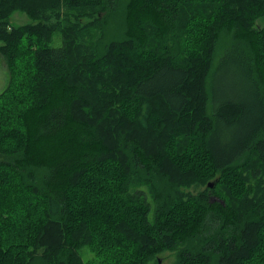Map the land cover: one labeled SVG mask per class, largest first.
<instances>
[{
    "label": "trees",
    "instance_id": "16d2710c",
    "mask_svg": "<svg viewBox=\"0 0 264 264\" xmlns=\"http://www.w3.org/2000/svg\"><path fill=\"white\" fill-rule=\"evenodd\" d=\"M0 55V264H264V0H0Z\"/></svg>",
    "mask_w": 264,
    "mask_h": 264
},
{
    "label": "rangeland",
    "instance_id": "374dc122",
    "mask_svg": "<svg viewBox=\"0 0 264 264\" xmlns=\"http://www.w3.org/2000/svg\"><path fill=\"white\" fill-rule=\"evenodd\" d=\"M29 22H30V20L28 19L26 14H24L22 12L16 11L11 16V23H12V25H15V26L23 25V24H26V23H29ZM114 26H115V23H110L107 26V28H106L107 31L111 30V28H113ZM55 38L59 39L58 34L56 35ZM58 44H60V40H58L57 43L52 44V46H55V45H58ZM215 61H216V59H215ZM217 62H218V60H217ZM219 62H220V60H219ZM219 62H218L217 65H219ZM234 73H235L234 71H230L229 70L227 65H224L222 67V69L220 70V72L218 74V77H219V83H220V80H221V82L223 84L218 86L217 91H216L217 94L218 93H228L229 91L232 90L231 76ZM8 79H9V75H8L7 67H6L4 59L0 55V93L2 92V90L5 87V85L7 84ZM10 79H11V77H10ZM202 189H203V187H200L197 190H202ZM81 252L83 254V258L84 259H87V258L91 259L92 258V254L91 253L89 254V250L88 249L84 248ZM162 257H164L163 260L161 261L162 264H172L173 261H174V254L173 253L166 252V253H164L162 255Z\"/></svg>",
    "mask_w": 264,
    "mask_h": 264
},
{
    "label": "water",
    "instance_id": "95a60500",
    "mask_svg": "<svg viewBox=\"0 0 264 264\" xmlns=\"http://www.w3.org/2000/svg\"><path fill=\"white\" fill-rule=\"evenodd\" d=\"M208 186H209V187H213V184H210V183H209ZM158 261H159V263H161L162 260L159 259Z\"/></svg>",
    "mask_w": 264,
    "mask_h": 264
}]
</instances>
